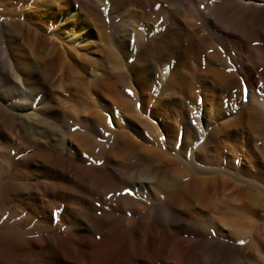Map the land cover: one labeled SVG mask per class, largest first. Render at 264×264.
<instances>
[{"label": "bare ground", "instance_id": "6f19581e", "mask_svg": "<svg viewBox=\"0 0 264 264\" xmlns=\"http://www.w3.org/2000/svg\"><path fill=\"white\" fill-rule=\"evenodd\" d=\"M0 264H264V0H0Z\"/></svg>", "mask_w": 264, "mask_h": 264}]
</instances>
